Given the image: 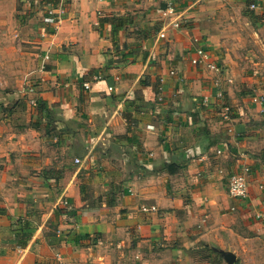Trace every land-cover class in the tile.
<instances>
[{"label":"crops","instance_id":"0c3cea01","mask_svg":"<svg viewBox=\"0 0 264 264\" xmlns=\"http://www.w3.org/2000/svg\"><path fill=\"white\" fill-rule=\"evenodd\" d=\"M47 1L0 0V264H235L261 244L264 76L223 58L218 2L52 0L54 31ZM242 1L256 32L264 0Z\"/></svg>","mask_w":264,"mask_h":264},{"label":"rangeland","instance_id":"374dc122","mask_svg":"<svg viewBox=\"0 0 264 264\" xmlns=\"http://www.w3.org/2000/svg\"><path fill=\"white\" fill-rule=\"evenodd\" d=\"M216 2L218 4L215 10L219 14H216L215 24L221 38L220 52L223 54V58L229 59L228 62L231 65H236L231 63V60L237 61V64H242L243 67L240 66L241 68H239L243 72L246 70L251 76L253 74L264 76V26H262L264 22L260 23L259 28L255 30L256 32H253L246 24L248 19L245 20L241 14L251 3L245 7V2L242 0H216ZM263 8L264 1L259 10L264 11ZM251 12L259 13V11L257 13L256 11ZM258 16L261 17L260 15L256 17ZM245 57H248V60ZM260 242L261 244L253 247V250H258L257 253H253L247 244L238 247L235 250L237 253L235 264H264V240ZM214 262L219 264L217 260ZM222 264L225 263L222 262Z\"/></svg>","mask_w":264,"mask_h":264},{"label":"built area","instance_id":"2783aa9c","mask_svg":"<svg viewBox=\"0 0 264 264\" xmlns=\"http://www.w3.org/2000/svg\"><path fill=\"white\" fill-rule=\"evenodd\" d=\"M69 2H76L78 0H68ZM99 2L103 0H98ZM48 7L47 15L48 17L45 19L46 23H49L53 25L54 31H57L59 28V22H60V16L64 13V7L59 4L58 6L52 5V4H46ZM174 4L173 2L169 1L167 2V5L162 13V16H172L175 14L174 10ZM256 8V5L254 3H251L249 5V9L254 10ZM172 27V28H178L179 23L177 21L170 22L166 28ZM165 32H160L159 38H164ZM47 57H45L46 59ZM189 64L193 68H204L208 71H212L216 74L219 73V67L213 62L211 55L207 52V50L201 48V47H195L193 51V55L189 60ZM171 76L174 75V71L169 72ZM111 88H109L110 90ZM218 97H221L219 95ZM208 100V97L204 98V101ZM254 101H258V99H254ZM31 104H34V101H31ZM230 109L229 107L225 106L223 108V111L221 112L220 116L224 121L230 120ZM75 163H78L76 160ZM247 173L248 168L245 166L239 168L238 171L232 173L228 177V186H227V192L230 198L234 200H244L248 197L249 190H248V184H247ZM261 206L263 209L255 214V219L261 222H264V202L261 203ZM143 212H155L156 208H142Z\"/></svg>","mask_w":264,"mask_h":264},{"label":"water","instance_id":"95a60500","mask_svg":"<svg viewBox=\"0 0 264 264\" xmlns=\"http://www.w3.org/2000/svg\"><path fill=\"white\" fill-rule=\"evenodd\" d=\"M223 258L225 264H233L235 261V256L230 252L217 251Z\"/></svg>","mask_w":264,"mask_h":264},{"label":"trees","instance_id":"16d2710c","mask_svg":"<svg viewBox=\"0 0 264 264\" xmlns=\"http://www.w3.org/2000/svg\"><path fill=\"white\" fill-rule=\"evenodd\" d=\"M46 4H52V5H55L54 2H53L52 0L47 1ZM247 4H248V2H247ZM248 9H249V8H248ZM170 172H171V173H174L175 171H174V170H173V171L171 170ZM21 227H23V226H21ZM23 228H24V227H23ZM21 240H22V239H21Z\"/></svg>","mask_w":264,"mask_h":264},{"label":"bare ground","instance_id":"6f19581e","mask_svg":"<svg viewBox=\"0 0 264 264\" xmlns=\"http://www.w3.org/2000/svg\"><path fill=\"white\" fill-rule=\"evenodd\" d=\"M34 104H35V102H34ZM76 161V160H75ZM78 161V160H77Z\"/></svg>","mask_w":264,"mask_h":264}]
</instances>
